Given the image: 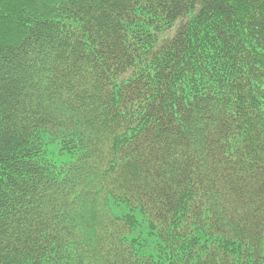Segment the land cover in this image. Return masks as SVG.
<instances>
[{"label": "trees", "instance_id": "1", "mask_svg": "<svg viewBox=\"0 0 264 264\" xmlns=\"http://www.w3.org/2000/svg\"><path fill=\"white\" fill-rule=\"evenodd\" d=\"M0 264H264V0H0Z\"/></svg>", "mask_w": 264, "mask_h": 264}]
</instances>
